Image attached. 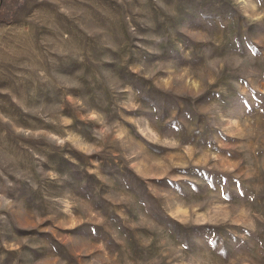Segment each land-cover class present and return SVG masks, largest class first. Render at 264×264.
I'll return each mask as SVG.
<instances>
[{
  "label": "rangeland",
  "instance_id": "374dc122",
  "mask_svg": "<svg viewBox=\"0 0 264 264\" xmlns=\"http://www.w3.org/2000/svg\"><path fill=\"white\" fill-rule=\"evenodd\" d=\"M0 264H264V0H0Z\"/></svg>",
  "mask_w": 264,
  "mask_h": 264
}]
</instances>
